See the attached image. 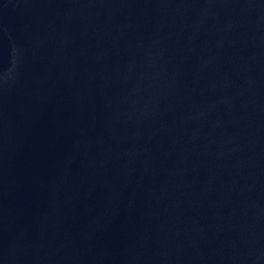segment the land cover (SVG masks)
Returning a JSON list of instances; mask_svg holds the SVG:
<instances>
[{"label": "water", "instance_id": "obj_1", "mask_svg": "<svg viewBox=\"0 0 264 264\" xmlns=\"http://www.w3.org/2000/svg\"><path fill=\"white\" fill-rule=\"evenodd\" d=\"M0 264H264V0H0Z\"/></svg>", "mask_w": 264, "mask_h": 264}]
</instances>
